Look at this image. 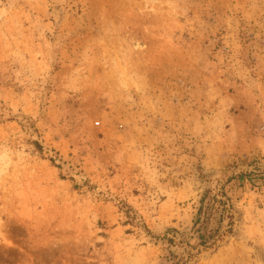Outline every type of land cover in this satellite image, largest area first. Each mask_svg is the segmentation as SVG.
I'll use <instances>...</instances> for the list:
<instances>
[{
    "label": "rangeland",
    "instance_id": "rangeland-1",
    "mask_svg": "<svg viewBox=\"0 0 264 264\" xmlns=\"http://www.w3.org/2000/svg\"><path fill=\"white\" fill-rule=\"evenodd\" d=\"M174 262L264 264V0H0V264Z\"/></svg>",
    "mask_w": 264,
    "mask_h": 264
},
{
    "label": "trees",
    "instance_id": "trees-1",
    "mask_svg": "<svg viewBox=\"0 0 264 264\" xmlns=\"http://www.w3.org/2000/svg\"><path fill=\"white\" fill-rule=\"evenodd\" d=\"M242 176V173L239 175ZM225 198H222V197ZM227 197L223 191L210 194L209 189H206L199 198V204L196 206V212L192 221V228L197 232L198 244L208 247L212 245L218 236V228H208V221L216 209L220 211L221 217L223 215L230 217L229 208L230 203H227ZM230 221H228V224ZM173 264H182L174 262Z\"/></svg>",
    "mask_w": 264,
    "mask_h": 264
}]
</instances>
